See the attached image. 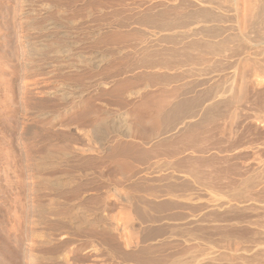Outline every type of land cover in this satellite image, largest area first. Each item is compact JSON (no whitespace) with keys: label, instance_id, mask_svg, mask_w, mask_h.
Instances as JSON below:
<instances>
[{"label":"rangeland","instance_id":"obj_1","mask_svg":"<svg viewBox=\"0 0 264 264\" xmlns=\"http://www.w3.org/2000/svg\"><path fill=\"white\" fill-rule=\"evenodd\" d=\"M106 1L0 0V264H170L176 261V264L182 261L184 264L186 261L189 262L187 264H264V145H261V142L264 144V122H244L242 112H239L242 118L239 126H243H238V134L231 137L228 128L223 133L229 123L227 114L231 109H225L226 112L218 110L219 114L224 112L227 117L218 115L213 118L218 123L213 124L212 119L206 121L203 118L204 112L201 111H204L203 105L210 102L206 99L190 105L188 110L193 112L192 116L184 110L185 106L181 117L188 114L183 121H162V127L158 123H150L145 110H140L144 109L142 102L145 100L162 112L170 110L175 100L182 98V93L183 98L185 95V98L197 97L200 93L202 96L208 88L217 89L216 84L221 91L227 92L224 88L229 92L235 80L231 73L234 71L228 70L232 76L218 73L216 77L217 73H208L211 75L206 77L205 74L193 73L185 75L186 79L184 76L179 78V83L177 79L173 83L157 81L158 86L154 84L158 89L161 87L163 93L160 94L156 86L149 85L151 82L147 83L141 77L148 68L140 67L144 71L139 67L122 71V58L113 57L119 47H126V50L122 48L124 52H131L132 48L136 51L138 45L112 44L113 41L105 36L90 39L86 34L88 26L83 23L85 16L81 17L84 15L82 12H91L93 16L97 15L95 12H112L122 0L119 3L118 0ZM46 5L47 9L43 8ZM76 12H81V16ZM102 27L94 24L90 29L97 31ZM62 32L73 34L77 43L70 53L61 55L55 49L64 47L59 37ZM29 40L34 44L43 42L46 47L40 51L42 54L36 55L37 58L28 53ZM168 71L161 73L176 74L181 69ZM254 76L252 79H256ZM136 77L141 80H135ZM260 80L263 85L264 77ZM185 81L186 86L189 84L190 89L193 85L195 91L193 88L188 91L185 85L183 87ZM145 84L146 90L142 88ZM174 85L179 88L174 89L176 93L170 90ZM249 86L251 88L252 84ZM148 87L155 88L156 94L159 92L160 100L156 97L158 95H151L154 89ZM263 87L255 90H261L264 97ZM200 88L202 92H199ZM133 90L139 93L130 98L128 94L134 93ZM145 92L151 95L150 99H146ZM166 99L170 100L168 106ZM153 102L158 103L154 106ZM137 104L140 107L137 108ZM191 108L195 109L190 111ZM194 123L200 127L195 128ZM218 124L219 129L224 125L220 131ZM186 125L189 130H186ZM244 125L249 127L244 129ZM121 129L127 130L129 136L121 135ZM183 159H188L187 164ZM124 196L130 202L124 200ZM42 206L47 208L44 209L48 213L46 216ZM81 208L87 215L84 218L88 221L86 224L76 220V210ZM73 211H76L74 215L71 214ZM127 211L129 217L125 213ZM72 216L76 217L75 221ZM130 217L137 235L134 236L131 228L130 234L135 237V242L137 239V243H133L135 247L133 244L125 245L120 233L124 230L118 229L116 224L121 226ZM50 236L56 238L52 241L58 242L54 244ZM91 238L93 242L87 241ZM45 240L51 242L47 243L49 247L45 243L39 244ZM56 246L59 248L55 249ZM51 249L56 250V256H67L66 263L63 257L54 258L56 256ZM48 256H53V259Z\"/></svg>","mask_w":264,"mask_h":264},{"label":"bare ground","instance_id":"obj_2","mask_svg":"<svg viewBox=\"0 0 264 264\" xmlns=\"http://www.w3.org/2000/svg\"><path fill=\"white\" fill-rule=\"evenodd\" d=\"M28 1V0H27ZM106 1V0H105ZM121 0H118V3L120 2ZM31 2V1H30ZM28 2V3H30ZM88 2V1H87ZM97 2V1H96ZM107 2V1H106ZM116 2V1H115ZM99 2H97L98 4ZM110 3V2H108ZM117 3V4H118ZM26 4V3H25ZM31 4V3H30ZM33 4V2H32ZM101 4V3H100ZM112 4V3H111ZM120 4V5H119ZM117 6V8H113V11L112 12H95V14H97L96 16H93L91 12H82V15L81 16V12H76V13H80V16L81 17H84L83 18V23L84 25H86V27L88 26V33L86 34H89V38L90 39H94L95 37L97 38H100V37H103L105 36L107 38V40H111L109 41V43L111 42L112 44L115 42V44H120L122 43L121 45H123L124 43H132V44H129L131 46H133V44H136L135 46L138 45V47L136 48V51H135V48H132L130 51L131 52H124V48L126 50V47H122L119 49H117L118 47H116L117 51H113L115 52V54H117L116 56L113 55V57H117V58H122L121 60V63H120V69H133L136 67H143L145 69H149L148 71H145L144 72V75L142 74L143 72L141 70H143V68L140 70L141 71V77L145 78L149 83V85H152V86H156L157 84V81H160L158 83H161V81L163 82H174V80H176V82H178V79H183V78H187L188 75H192L193 73H197L201 76L205 74L204 77H206V75L210 76L211 74H208V73H212L213 75H215L217 73L216 76H218V73L221 75L222 73L225 74V75H229L230 72L228 70H233L234 73L231 71L234 77V82L233 84L231 85V88H229V92H228V89H224L222 88L223 90H227L226 91H221V88H219L220 86H218L216 84V86L220 89L217 88L215 90H209L208 88L207 91L205 90V87H203V90L200 88L199 89V92L201 90V92H205L202 96H204V99L202 96H200L199 93H197V90H196V93L199 94V96L197 97H191V98H183V93H182V98L180 100H175V102L171 105V108L170 110H166L165 107V111L162 112L160 111L159 109H156L155 107L152 106V102L151 103H148L146 102L147 100L143 101L142 103L143 106H144V109L140 108V110H145V113L144 114H147V118H148V121L150 123L154 122V123H158L159 126L160 123L162 121H167V123H171V122H175L177 121L178 119L182 121L187 117V114L190 113L193 114V112H189L188 109H190V107L192 106L191 104H199L201 102H203V100H208L207 104H205V106L203 105L204 107V111L201 109L202 112H204L203 114V118L208 121L210 119L213 120V118H215L216 116H220L221 113L219 114L218 110L222 109L226 112L225 109H227V111H229L230 109V113L227 114L229 117L227 119H229V123L227 124L226 126V123H225V128L223 130V133L225 132V129L228 130L229 132V136L231 137H235L238 132H239V128H241L239 126L240 122L239 120H241L242 118L244 119V122L245 121H249L250 120H255L254 122H259L258 120H260V123L263 121L264 122V97H263V93L261 94V90H255L256 87H259V89H262L260 88L261 86L263 87L264 84L262 85V83L260 84V79H262L264 77V0H122L120 3H119ZM27 5V4H26ZM29 5V4H28ZM27 5V6H28ZM105 5V3H104ZM32 6V5H31ZM53 6V5H52ZM51 6V7H52ZM103 6V5H102ZM111 6V5H110ZM49 7V6H48ZM100 7V6H99ZM105 7L107 8V6L105 5ZM104 7V8H105ZM31 8V7H30ZM33 8V7H32ZM43 8L47 9V5L44 6ZM26 9V8H25ZM50 9V8H48ZM77 9V8H76ZM93 9V8H92ZM32 10V9H31ZM31 10L29 11V13H31ZM83 10V9H82ZM85 10V9H84ZM103 10V9H102ZM101 10V11H102ZM111 10V9H110ZM72 11V10H71ZM32 12H35L34 10H32ZM28 13V11L26 12ZM34 14V13H33ZM30 15V14H28ZM78 15V14H77ZM27 16V15H26ZM79 16V15H78ZM30 17V16H28ZM28 17H27V20H28ZM33 17V16H32ZM35 19V17H33ZM33 18L31 20V23L33 21ZM31 19V17H30ZM29 19V21H30ZM69 19V17H68ZM76 19V18H75ZM82 20V19H81ZM28 22V21H27ZM72 23H74L75 21H71ZM77 22V21H76ZM75 22V23H76ZM30 23V24H31ZM49 23V22H48ZM74 23V24H75ZM82 23V25H83ZM94 24L97 26L101 24V27L103 29H100V30H97V31H92L91 29L94 27ZM34 25V24H32ZM30 25H28L29 27ZM59 26V25H58ZM31 27V26H30ZM29 27V28H30ZM33 27V26H32ZM54 27V25H53ZM62 27V26H61ZM65 27V26H64ZM100 27V26H99ZM99 27L97 29H99ZM35 28V27H34ZM46 28V27H45ZM50 28V26H49ZM58 28V27H57ZM85 28V27H84ZM91 28V29H90ZM87 29L85 31H87ZM46 30V29H45ZM91 30V31H90ZM73 31V30H72ZM84 31V32H85ZM73 35V34H72ZM70 33L68 32H62L60 34V38H62V42L64 43L63 46L64 47H57L55 49V52L58 53V54H68L71 52V48L72 46L76 45L77 42L74 41L73 39V36H72ZM87 36V38H88ZM30 38V37H29ZM83 38V37H82ZM28 38H26L27 40ZM89 39V40H90ZM43 40V39H42ZM45 40V39H44ZM76 40V39H75ZM104 40V39H103ZM30 41V42H29ZM27 41L28 43V46H27V49H28V53L30 55H33V57L37 58L38 54H42L40 51L43 52V48H46L44 44L38 42V44H34V41L32 42V40H29ZM32 42V43H31ZM105 44V42H104ZM27 45V44H26ZM53 45V44H52ZM58 45V44H57ZM56 45V46H57ZM125 45V44H124ZM117 46V45H116ZM126 46V45H125ZM133 46V47H135ZM114 47V46H112ZM75 48V47H74ZM129 48V47H128ZM116 49H113V50H116ZM45 50V49H44ZM129 50V49H128ZM134 50V51H132ZM39 52V53H38ZM81 53V52H80ZM112 53V52H110ZM44 54V53H43ZM54 54V53H53ZM61 54V55H62ZM28 55V54H27ZM28 55V56H30ZM35 55V56H34ZM37 55V56H36ZM45 55V54H44ZM43 55V56H44ZM51 55V54H50ZM59 55V56H61ZM87 55V54H86ZM42 57V55H41ZM84 57V56H83ZM86 57V56H85ZM32 58V56H31ZM69 58V57H68ZM107 58V57H106ZM105 58V60H106ZM110 58V57H109ZM33 59V58H32ZM67 59V58H66ZM83 59V58H81ZM100 60V59H99ZM104 60V59H103ZM120 60V59H119ZM31 62V61H30ZM80 62V61H79ZM86 62V61H85ZM91 62V61H90ZM81 63V62H80ZM88 64V63H87ZM94 64V63H93ZM99 64V63H98ZM186 67V68H184ZM72 69V67H71ZM144 69V70H145ZM169 72L168 70L171 71L174 70V69H181L180 72L176 73V74H166L165 72L164 73H161L163 72L164 70ZM124 70V71H125ZM134 70V69H133ZM143 70V71H144ZM159 70H163L159 73ZM127 71V70H126ZM132 71V70H131ZM139 71V72H140ZM229 72L228 74L224 73V72ZM121 74V72H119ZM132 73V72H131ZM135 75H134V78L136 76V71L134 72ZM173 73V72H172ZM222 74V75H223ZM232 74H230L232 76ZM262 74L261 78H260V75ZM138 75H140L138 73ZM185 75H187L185 77ZM219 75V76H220ZM256 77H255V76ZM184 76V77H183ZM195 76V75H194ZM199 76V77H200ZM251 76H254L256 79H252L253 77ZM259 79H258V77ZM130 77V76H129ZM138 77V76H137ZM139 79V78H137ZM183 77V78H181ZM214 77V76H213ZM222 76H220L221 78ZM190 78V77H188ZM197 78V77H196ZM202 79V77H200ZM211 78V77H210ZM249 78L252 80H254L256 82V80L258 79V82L259 83H255L256 87H254V81H249ZM206 79V78H205ZM129 80V79H128ZM132 80V79H131ZM141 80V79H139ZM198 78L196 79V82H197ZM203 80V79H202ZM208 80V79H207ZM121 81V80H120ZM183 81V80H180V82ZM210 81V80H209ZM219 81V80H218ZM231 81H233V79L231 78ZM153 82V84H152ZM184 82V81H183ZM186 82V81H185ZM189 82V81H188ZM194 83V81H192ZM191 82V83H192ZM195 82V84H197ZM213 82V81H212ZM224 82V80H223ZM156 85H155V84ZM179 83V82H178ZM200 83V81H199ZM119 84V83H118ZM137 84V83H136ZM169 84V83H168ZM171 84V83H170ZM169 84V85H170ZM181 84V83H180ZM180 84L177 85V87L179 86L180 87ZM183 84V87L184 85L186 86L187 85V82L186 84L185 83H182ZM206 83H203L202 85H204ZM214 84H215V81H214ZM252 84V87L249 88L250 86L249 85ZM260 84V86H259ZM126 85V84H125ZM134 85V84H133ZM161 85V84H160ZM164 86V84H162ZM161 85V86H162ZM166 86L165 87H168L167 84H165ZM172 85V84H171ZM220 85V84H219ZM120 86V85H119ZM135 86V85H134ZM137 86V85H136ZM140 86V85H139ZM158 86V85H157ZM156 86V88H157ZM182 86V85H181ZM189 86V84H188ZM187 87V90L190 91L191 88H193V85H191L192 87ZM215 86V88H216ZM133 87V86H132ZM146 88V84L142 87L143 89ZM164 87V88H165ZM176 86L174 85V88L173 89H170L171 91L173 90L176 91V90H179L175 88ZM202 87V86H201ZM211 87V86H210ZM123 88V87H122ZM141 88V90H142ZM148 88H151V87H148ZM161 87L159 86V91L161 90L160 89ZM171 88V87H170ZM212 88H213V85H212ZM253 88V89H252ZM121 89V88H120ZM125 89V88H124ZM151 89H154L153 90V93L151 95H154L156 94L155 92V88H151ZM176 89V90H174ZM214 89V88H213ZM264 89V87H263ZM138 90V89H137ZM135 90V91H137ZM141 90H138V91H141ZM146 90V89H145ZM149 90V89H148ZM147 90V92L149 93V91ZM194 90V88L192 89ZM134 91V90H133ZM134 93L132 92H129V96L131 98V96H133V94H137L139 93L138 91ZM164 91V90H163ZM165 91H166V88H165ZM164 91V92H165ZM183 91V89H182ZM195 91V90H194ZM264 90H262L263 92ZM142 92V91H141ZM155 92V93H154ZM180 92V91H179ZM178 92V93H179ZM192 92V91H191ZM146 93V92H145ZM157 93L159 94V92L157 91ZM163 93V92H162ZM161 91H160V94H162ZM176 93V92H174ZM174 93H173V96H174ZM181 93V92H180ZM190 93V92H189ZM192 93H195V92H192ZM135 94V95H136ZM147 94V93H146ZM156 94V95H158ZM148 95V96H147ZM145 95L146 99H148L150 96L149 94ZM155 95V96H156ZM164 95V94H163ZM172 95V94H171ZM193 95V94H192ZM76 96V95H75ZM78 96V95H77ZM137 96V95H136ZM154 96V97H155ZM161 95H158L156 97H158V99L160 100V97ZM80 97V95H79ZM134 97V96H133ZM144 98V96H143ZM151 98V97H150ZM149 98V99H150ZM163 98V96H162ZM167 98V97H166ZM172 98H177V97H172ZM66 99V98H65ZM145 99V98H144ZM157 99V98H154V100ZM157 99V100H158ZM169 99H171L169 97ZM167 100V102L165 104H167L166 106H168V102L170 103V100ZM158 100V102H159ZM162 101V103H161ZM160 103L163 104L164 102V98L163 100H161ZM157 102V103H158ZM141 102H139L138 104H140L141 107H143L141 104ZM155 102H153L154 104ZM155 103V104H157ZM159 103V104H160ZM205 103V102H204ZM132 104V103H131ZM137 104V105H138ZM154 104V106H155ZM191 105V106H190ZM139 105L137 106L140 107ZM162 106V105H161ZM160 106V108H162ZM164 106V105H163ZM187 108V106L189 108ZM200 106V105H199ZM133 107V106H132ZM131 107V108H132ZM136 107V106H135ZM157 107V106H156ZM159 107V106H158ZM185 108L184 110H188V113H186V117H181L182 113H183V109L182 108ZM194 107V106H193ZM202 107V106H201ZM239 107L243 108V111H241L242 109H240ZM193 109L195 108H191L190 111H192ZM133 110V109H132ZM183 110V111H181ZM138 111V110H137ZM97 112V111H96ZM108 112V111H107ZM197 112V111H196ZM239 112H242V118H240V113ZM198 114V112H197ZM225 116L226 113L223 112V114L221 116ZM226 115V117H227ZM121 116H124L121 114ZM120 116V117H121ZM184 116V115H183ZM192 116V115H191ZM146 117V116H145ZM181 117V118H180ZM196 117V116H195ZM43 118V116H42ZM41 118V119H42ZM44 119V118H43ZM195 119V118H194ZM224 119V117L222 118ZM53 120V119H52ZM51 120V121H52ZM123 118L121 117V120L122 121ZM178 120V121H179ZM191 120V119H190ZM181 121V123H183ZM188 121V120H186ZM211 121V120H210ZM214 121V120H213ZM212 121V122H213ZM117 122V121H116ZM115 122V123H116ZM194 122V121H193ZM200 120L197 121V123L199 124ZM204 122V121H203ZM202 122V125L205 123ZM211 122V124H212ZM201 123V122H200ZM210 123V122H209ZM216 121L213 122V124H215ZM218 123V122H217ZM216 123V124H217ZM223 123V122H222ZM247 123V122H246ZM244 123V124H246ZM252 123V122H251ZM118 124V123H117ZM162 124V123H161ZM224 124V123H223ZM221 124V125H223ZM121 125V124H120ZM123 125V124H122ZM125 125V123H124ZM155 125V124H154ZM167 125V124H165ZM170 125V124H169ZM185 125V124H184ZM194 125L197 126V124L194 123ZM200 125V124H199ZM198 125V126H199ZM127 126V125H126ZM157 126V125H156ZM156 126H155V129L156 130ZM176 126V125H175ZM182 126V125H181ZM195 127V128H198ZM219 129V124L217 125ZM239 126V128H238ZM248 125H244V129L245 127H247ZM151 127H152V124H151ZM162 127V126H161ZM167 127V126H166ZM164 127V128H166ZM178 127V126H177ZM186 127V130H189L187 125L185 126ZM200 127V126H199ZM224 127V125H223ZM223 127H220L219 131L221 130V128ZM249 127V126H248ZM159 128V127H158ZM157 128V129H158ZM164 128H163V131H164ZM160 129V128H159ZM158 129V131L160 132V130ZM171 129V128H170ZM174 129V128H173ZM176 129V128H175ZM180 129V128H179ZM207 129V128H206ZM122 130V129H121ZM162 130V129H161ZM169 130V127L166 129V132H168ZM185 130V128L183 129V131ZM241 130V129H240ZM153 131V130H152ZM162 131V132H163ZM191 131V130H190ZM218 131V130H217ZM262 131V130H261ZM87 132V131H85ZM91 132V131H90ZM151 133V131H149ZM161 132V134H162ZM187 132V131H186ZM194 132V131H193ZM192 132V133H193ZM222 132V131H221ZM120 133H122L121 135L125 134L126 136H129V132L126 130V131H121ZM153 133V132H152ZM165 133V132H164ZM190 133V132H189ZM128 134V135H127ZM157 134V132H156ZM155 134V135H156ZM173 134V133H172ZM124 135V136H125ZM159 135V134H158ZM167 135V134H166ZM171 135V134H170ZM174 135V134H173ZM180 135H181V132H180ZM193 135V134H192ZM206 135V134H205ZM228 135V134H227ZM105 136V135H104ZM103 136V138H104ZM152 136V135H151ZM157 136V135H156ZM186 136V135H185ZM228 136V137H229ZM245 136V135H244ZM247 136V135H246ZM245 136V137H246ZM190 137V136H189ZM231 137H229L228 139H230ZM244 137V138H245ZM102 138V137H101ZM161 138V137H160ZM173 138V137H172ZM184 138V137H183ZM238 138V137H236ZM235 138V139H236ZM242 138V136H241ZM167 139V137H166ZM227 139V140H228ZM240 139V137H239ZM169 140V139H168ZM185 140V138H184ZM233 140V139H232ZM250 140V139H249ZM248 140V142H249ZM176 141V140H175ZM231 141V139H230ZM247 142V141H246ZM245 142V143H246ZM247 142V144H248ZM251 142V141H250ZM249 142V143H250ZM165 143V142H164ZM170 143V142H169ZM176 143V142H175ZM188 144V143H187ZM251 144V143H250ZM249 144V145H250ZM100 145V143H99ZM248 145V146H249ZM261 145H264L263 142H261ZM247 146V145H246ZM99 147V146H98ZM97 147V148H98ZM167 149L169 150V147L166 146ZM172 147V146H171ZM262 147V146H261ZM264 147V146H263ZM163 149V148H162ZM177 149V148H176ZM171 150V149H170ZM168 152V151H167ZM179 154V153H178ZM186 159V158H185ZM185 159H183L184 163L188 162L187 160L185 161ZM192 160V159H191ZM190 160V161H191ZM43 162V161H42ZM180 163V162H178ZM187 164V163H186ZM181 165V164H180ZM185 165V164H184ZM179 166V164H178ZM187 166V165H186ZM184 167V166H183ZM189 167V166H188ZM42 170V169H41ZM194 170V168H193ZM187 171V170H186ZM196 171V170H195ZM37 172V171H36ZM35 173V172H34ZM190 173V172H189ZM193 174V173H192ZM34 175V174H33ZM34 177H38V176H34ZM192 177V176H191ZM203 177V175H202ZM39 178V177H38ZM44 178V177H43ZM193 178V177H192ZM197 178V177H196ZM33 179V178H32ZM49 179V178H48ZM35 180H37L35 178ZM42 180V179H41ZM53 180V179H52ZM66 180V179H65ZM199 180V178H198ZM34 181V180H33ZM51 181V179H50ZM45 182V181H43ZM47 182V180H46ZM57 182V181H56ZM55 182V183H56ZM58 182H60L58 180ZM57 182V183H58ZM69 182V181H68ZM72 182V181H71ZM201 183V181H198ZM49 182H47L46 184H48ZM62 183V182H61ZM60 183V184H61ZM73 183V182H72ZM71 183V184H72ZM34 184V183H33ZM36 184V183H35ZM45 184V185H46ZM53 184V183H52ZM51 184V185H52ZM59 184V183H58ZM59 184V185H60ZM75 184V183H74ZM37 185V184H36ZM40 185V184H39ZM50 185V184H49ZM55 185V184H54ZM58 186V185H57ZM65 186L64 183H62V187ZM70 186V185H69ZM36 187V186H35ZM44 188V187H43ZM54 188V187H53ZM58 188V187H57ZM33 189V188H32ZM38 189V188H37ZM46 189V188H45ZM49 189V187H48ZM59 189V188H58ZM61 189V188H60ZM64 189V188H63ZM62 189V190H63ZM75 189V188H74ZM51 190V189H50ZM49 190V191H50ZM38 191V190H37ZM48 191V190H47ZM53 191V190H52ZM65 191V190H64ZM33 192V191H32ZM36 192V191H35ZM34 192V193H35ZM57 192V191H56ZM65 193V192H63ZM62 193V194H63ZM68 193V191H67ZM119 193V192H118ZM187 193V192H186ZM39 194V193H38ZM37 194V195H38ZM79 194V193H78ZM77 194V196H78ZM36 195V194H35ZM58 195V194H57ZM65 195V194H64ZM185 195V193H184ZM41 196V195H40ZM39 196V197H40ZM52 196V195H51ZM188 196V195H187ZM43 197V196H42ZM55 197V196H54ZM184 197V196H183ZM189 197V196H188ZM37 198V197H36ZM48 198V197H47ZM51 198V197H50ZM126 198L128 199V197L126 196ZM187 198V197H186ZM192 198V197H191ZM190 198V199H191ZM39 199V198H38ZM56 199V198H55ZM82 199V198H81ZM37 199H35L36 201ZM41 200V199H40ZM39 200V201H40ZM43 200V199H42ZM73 200V199H72ZM77 200V198H76ZM124 200L125 199V196H124ZM123 200V201H124ZM129 200V199H128ZM126 200V201H128ZM185 200V199H184ZM188 200V199H187ZM52 200H50L51 202ZM125 201V202H126ZM132 201V200H131ZM191 201V200H190ZM189 201V202H190ZM58 202V201H57ZM130 202V200H129ZM72 203V202H71ZM69 203V204H71ZM38 204V203H37ZM48 205V203H46ZM37 206V205H36ZM35 206V208H36ZM81 206V205H80ZM33 207V206H32ZM38 207V206H37ZM44 207V206H42ZM72 207V205H71ZM34 208V209H35ZM41 208V206H40ZM53 208V207H52ZM51 208V209H52ZM76 208V207H74ZM79 208V207H78ZM45 207L43 208V211H44ZM47 209V208H46ZM45 209V210H46ZM49 209V208H48ZM85 209V208H84ZM200 209H201V206H200ZM199 209V210H200ZM61 210V209H60ZM59 210V211H60ZM83 209H77V217L78 219H76L75 216H72V219L74 217V221L75 219L82 221V223L84 222L85 224L88 223V221L86 222V219L84 221V218H86V213L84 212V210L82 211ZM64 211V210H63ZM68 211V210H67ZM71 211V210H69ZM76 211H73V214L74 215V212ZM126 211V210H125ZM39 212H41L39 210ZM38 212V213H39ZM46 211H44L45 213ZM48 212V211H47ZM104 212V211H103ZM129 211L125 212V213H128ZM34 213V211H33ZM32 215L34 216L35 214ZM50 213V212H49ZM96 213V212H94ZM93 213V214H94ZM204 213V212H203ZM202 213V214H203ZM40 214V213H39ZM48 214V213H47ZM45 213V216L47 215ZM54 214V213H53ZM70 214V213H69ZM97 214V213H96ZM62 215V214H61ZM103 215V214H102ZM107 215V214H106ZM116 215V214H115ZM51 216V215H50ZM49 216V217H50ZM55 216V215H54ZM58 216V215H57ZM68 215H66L67 217ZM71 216V215H70ZM100 216V215H99ZM108 216V215H107ZM113 216V215H112ZM130 216V214L128 213V217ZM134 216V215H133ZM36 217V216H35ZM48 217V216H47ZM48 217V218H49ZM62 217V216H61ZM64 217V216H63ZM105 217V216H104ZM103 217V218H104ZM109 217V216H108ZM108 217H106L108 219ZM124 217L127 218V216L125 215ZM55 218V217H54ZM102 218V216H101ZM116 218V217H115ZM120 218V216H119ZM195 218V217H194ZM44 219V217H43ZM42 219V221H43ZM56 219V218H55ZM71 219V221H72ZM188 219V218H187ZM35 220V219H34ZM46 220V219H45ZM67 220V219H66ZM116 220V219H115ZM117 220H120V219H117ZM116 220V221H117ZM125 220V218L123 219ZM131 217L126 220L123 225L121 226H118L119 223H116L117 224V227L118 229H121V230H127L126 234H123L124 232H120L121 233V237H123V242H125V245L126 246H131V244L133 243H137V239H136V242H135V237H137L136 235V232L133 231L134 228H132L133 223L131 224ZM134 220V219H133ZM202 220V219H201ZM37 221V220H36ZM35 221V222H36ZM121 221V220H120ZM188 221V220H187ZM51 222V221H50ZM53 222V221H52ZM55 222V221H54ZM64 222V220L62 221ZM76 221V223H78ZM133 222V221H132ZM60 223V222H59ZM80 223V222H79ZM91 223V222H90ZM94 223V222H93ZM33 224V221L32 223ZM61 224V223H60ZM71 224V223H70ZM115 224V223H114ZM184 224V223H183ZM201 224V223H200ZM39 225V224H38ZM66 225V224H65ZM82 225V224H81ZM84 225V224H83ZM136 225V224H135ZM42 226V225H40ZM60 226V225H59ZM70 226V225H69ZM68 226V227H69ZM78 226V225H77ZM88 226V225H87ZM105 226V225H104ZM107 226V225H106ZM31 227V226H30ZM72 227V226H71ZM89 227V226H88ZM91 227V226H90ZM96 227V225H95ZM94 227V228H95ZM115 227V226H114ZM120 227V228H119ZM122 227V228H121ZM136 227V226H135ZM38 228V227H37ZM52 228V227H51ZM61 228V227H59ZM64 228V227H63ZM73 228V227H72ZM102 228V227H101ZM131 228H132V231H131ZM45 229V227H44ZM49 229V227H48ZM47 229V230H48ZM53 229V228H52ZM79 229V228H78ZM130 229V230H129ZM139 229V228H138ZM77 230V229H75ZM104 230V229H103ZM136 230V228H135ZM35 231V230H34ZM68 231V230H67ZM70 231V230H69ZM72 231V230H71ZM94 231V230H93ZM37 232V231H36ZM129 232V233H128ZM134 233V236L131 235L130 233ZM40 233V232H39ZM72 233V232H71ZM76 233V232H75ZM31 234V233H30ZM70 234V233H69ZM47 235V234H45ZM44 235V236H45ZM48 235L49 234V231H48ZM47 235V236H48ZM74 235V234H73ZM36 236V235H35ZM199 236V234H198ZM32 237V236H31ZM72 237V236H71ZM92 237V236H91ZM120 237V236H119ZM44 238V237H43ZM51 238V241L52 238ZM62 238V236H61ZM60 238V240H61ZM88 239H90L89 237H87ZM196 238V237H195ZM33 239V238H32ZM31 239V240H32ZM48 239H49V236H48ZM56 239V238H55ZM54 239V241H55ZM59 239V238H58ZM122 239V238H121ZM30 240V241H31ZM36 239H34L35 241ZM86 240V239H85ZM200 240V239H199ZM33 241V240H32ZM40 241V239H39ZM52 241V242H54ZM64 241V240H63ZM72 241V240H71ZM75 241V240H74ZM87 241H92V238L91 240H87ZM58 242V241H57ZM57 242H54L57 243ZM76 242H77V239H76ZM83 242V241H82ZM90 242V244H91ZM198 242V241H197ZM202 242V241H201ZM42 243V244H47L49 243L48 240H45L44 242H39V244ZM51 243V242H50ZM49 243V244H50ZM60 243V242H59ZM58 243V244H59ZM85 243V242H84ZM200 243V242H199ZM34 244V243H32ZM31 244V245H32ZM198 244V243H197ZM196 244V245H197ZM204 244V243H202ZM93 245V244H92ZM124 245V246H125ZM134 245V244H133ZM38 246V245H37ZM42 246V245H40ZM44 246V245H43ZM48 246V244L46 245ZM51 246V245H50ZM54 246V245H53ZM203 246V245H202ZM35 247V246H34ZM49 247V246H48ZM62 247V246H61ZM77 247V246H75ZM86 247V246H85ZM135 247V245H134ZM199 247V246H198ZM33 248V247H32ZM38 248V247H37ZM59 248V246L55 247V249ZM93 248V246H92ZM200 248V247H199ZM54 249V250H55ZM67 249V248H66ZM86 249V248H85ZM202 249V247H201ZM60 250V249H59ZM68 250V249H67ZM203 250V249H202ZM202 250H199V251H202ZM51 252H54L52 249L50 250ZM50 251L48 253H50ZM88 251H91L88 250ZM116 251V250H114ZM35 252V251H34ZM56 252V250H55ZM53 253V255L55 254L56 256V253ZM71 252V251H70ZM82 252V251H81ZM120 252V250H119ZM191 252V251H190ZM197 252V251H195ZM122 253V252H121ZM128 253V252H127ZM184 253V252H183ZM52 254V253H51ZM50 254V255H51ZM67 254V253H66ZM65 254V255H66ZM83 254V253H82ZM93 254V253H92ZM188 254V253H187ZM48 255V254H47ZM74 255V253H73ZM86 255V254H85ZM121 255V254H120ZM131 255V254H130ZM137 255V254H136ZM136 255H135V258H136ZM33 256V255H31ZM57 256L61 259L62 257V260L66 263L67 259L65 256H60L59 254H57ZM54 257V258H57ZM94 256V254H93ZM124 256V253L123 255ZM129 256V255H128ZM183 256V255H182ZM187 256V255H186ZM36 257V256H35ZM42 257V256H41ZM44 257V255H43ZM42 257V258H43ZM87 259H88V256H86ZM181 257V256H180ZM184 257V256H183ZM189 257V256H188ZM187 257V258H188ZM48 258H50L51 260L53 259V256L52 258L48 256ZM125 258V257H124ZM127 258V257H126ZM131 258V257H130ZM129 258V259H130ZM182 258V257H181ZM58 259V258H57ZM86 259V258H85ZM128 259V260H129ZM169 259V258H168ZM185 259V257H184ZM36 260V259H35ZM46 260V258H45ZM50 260V261H51ZM55 260V259H54ZM53 260V261H54ZM61 260V261H62ZM74 260V259H73ZM126 260V259H125ZM138 260V259H137ZM176 260V259H175ZM180 260V259H179ZM178 260V261H179ZM200 260V259H199ZM39 261V260H38ZM36 260V262H38ZM48 261V260H47ZM60 261V262H61ZM83 261V260H82ZM81 261V262H82ZM172 261V260H171ZM186 261V260H185ZM189 261V260H188ZM34 262V261H33ZM58 262V261H57ZM137 262V261H136ZM166 262V261H165ZM164 262V263H165ZM175 262V261H174ZM177 262V261H176ZM175 263H170V264H176ZM41 263H42V260H41ZM51 263V262H50ZM63 263V262H62ZM140 263V262H139ZM167 263V262H166ZM182 264H184V262L182 261L181 262ZM180 263V264H181ZM189 262L186 261L185 264H187ZM202 263V262H201ZM48 264V262H47ZM53 264V263H52ZM119 264V263H118ZM138 264V263H137ZM162 264V263H161ZM179 264V262H178ZM197 264V263H196Z\"/></svg>","mask_w":264,"mask_h":264}]
</instances>
